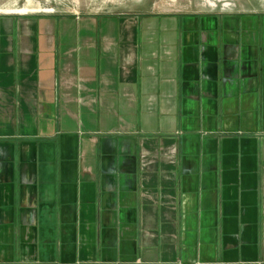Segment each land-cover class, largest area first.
I'll list each match as a JSON object with an SVG mask.
<instances>
[{"label":"crops","instance_id":"0c3cea01","mask_svg":"<svg viewBox=\"0 0 264 264\" xmlns=\"http://www.w3.org/2000/svg\"><path fill=\"white\" fill-rule=\"evenodd\" d=\"M0 13V264L264 263V14Z\"/></svg>","mask_w":264,"mask_h":264},{"label":"rangeland","instance_id":"374dc122","mask_svg":"<svg viewBox=\"0 0 264 264\" xmlns=\"http://www.w3.org/2000/svg\"><path fill=\"white\" fill-rule=\"evenodd\" d=\"M35 10L36 14L70 15L106 13L181 14L220 11L264 14V0H0V13ZM51 10L52 12H41Z\"/></svg>","mask_w":264,"mask_h":264},{"label":"bare ground","instance_id":"6f19581e","mask_svg":"<svg viewBox=\"0 0 264 264\" xmlns=\"http://www.w3.org/2000/svg\"><path fill=\"white\" fill-rule=\"evenodd\" d=\"M41 12H52L51 10H42Z\"/></svg>","mask_w":264,"mask_h":264},{"label":"built area","instance_id":"2783aa9c","mask_svg":"<svg viewBox=\"0 0 264 264\" xmlns=\"http://www.w3.org/2000/svg\"><path fill=\"white\" fill-rule=\"evenodd\" d=\"M243 264H245V263H243ZM256 264H264V263L259 262V263H256Z\"/></svg>","mask_w":264,"mask_h":264}]
</instances>
